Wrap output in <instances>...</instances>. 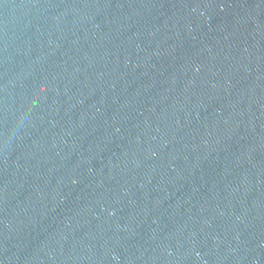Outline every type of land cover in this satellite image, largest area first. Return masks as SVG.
<instances>
[{"label":"water","instance_id":"obj_1","mask_svg":"<svg viewBox=\"0 0 264 264\" xmlns=\"http://www.w3.org/2000/svg\"><path fill=\"white\" fill-rule=\"evenodd\" d=\"M0 264H264V0H0Z\"/></svg>","mask_w":264,"mask_h":264}]
</instances>
